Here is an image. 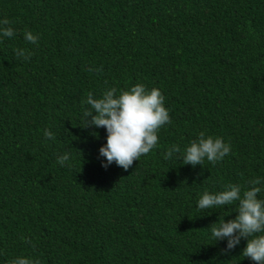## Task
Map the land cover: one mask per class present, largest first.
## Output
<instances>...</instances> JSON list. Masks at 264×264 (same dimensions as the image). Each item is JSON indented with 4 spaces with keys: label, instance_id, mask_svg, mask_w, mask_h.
I'll return each mask as SVG.
<instances>
[{
    "label": "trees",
    "instance_id": "16d2710c",
    "mask_svg": "<svg viewBox=\"0 0 264 264\" xmlns=\"http://www.w3.org/2000/svg\"><path fill=\"white\" fill-rule=\"evenodd\" d=\"M5 18L15 36L0 38V264H256L245 239L225 252L211 236L238 202L197 204L206 190L264 181V0H0ZM136 84L161 91L171 123L127 171L105 169L106 129L83 127L82 102ZM201 132L230 153L195 167L164 159Z\"/></svg>",
    "mask_w": 264,
    "mask_h": 264
},
{
    "label": "clouds",
    "instance_id": "9594fccd",
    "mask_svg": "<svg viewBox=\"0 0 264 264\" xmlns=\"http://www.w3.org/2000/svg\"><path fill=\"white\" fill-rule=\"evenodd\" d=\"M15 29L7 18L0 20V38H12ZM24 39L37 43V36L31 31H25ZM17 58L29 59L26 49L14 50ZM94 69L89 68V71ZM102 69H95L101 71ZM165 97L158 88L146 89L144 84H136L128 90H118L111 87L100 97L91 92L82 102V119L85 128H105L107 142L99 149V155L106 159L102 167L107 169L113 162L127 171L141 156L147 155L158 143V132L166 124L171 123L168 109L164 106ZM45 137L55 139L50 130H45ZM231 151V145L220 137L199 134V138L191 141L183 152L180 146L172 145L165 153L164 159L172 158L180 153L184 165H203L205 159L216 164ZM71 154L65 152L58 156L57 163L64 166L69 162ZM250 187L242 191L239 184H228L225 189L216 193L207 190L199 201V209H214L231 206L238 202V213L234 219H220L211 225V236L215 241L227 240L225 252L234 249L241 239L247 241L242 254L256 262L264 264V199L258 194L264 191V181L261 178L251 179ZM10 264H40L39 260L28 257H17Z\"/></svg>",
    "mask_w": 264,
    "mask_h": 264
}]
</instances>
